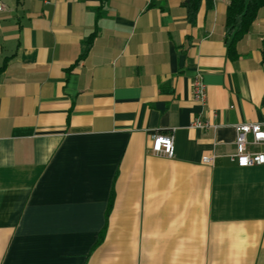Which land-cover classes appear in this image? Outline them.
I'll list each match as a JSON object with an SVG mask.
<instances>
[{"label":"crops","instance_id":"1","mask_svg":"<svg viewBox=\"0 0 264 264\" xmlns=\"http://www.w3.org/2000/svg\"><path fill=\"white\" fill-rule=\"evenodd\" d=\"M184 1L0 0V264H264V164L230 159L264 123V6L230 54L231 0Z\"/></svg>","mask_w":264,"mask_h":264},{"label":"built area","instance_id":"2","mask_svg":"<svg viewBox=\"0 0 264 264\" xmlns=\"http://www.w3.org/2000/svg\"><path fill=\"white\" fill-rule=\"evenodd\" d=\"M3 10V4L0 2V11ZM192 94L196 102L201 105L207 103V85L200 72L196 73L192 82ZM213 124L209 120L196 117L192 122V127L211 128ZM236 151L230 155V159L239 167H252L264 164V151L258 147L264 144V123L246 122L236 125ZM152 149L155 154L174 157L175 141L173 134L156 133L153 135ZM215 153L203 155L202 161L207 164H213L216 159Z\"/></svg>","mask_w":264,"mask_h":264},{"label":"trees","instance_id":"3","mask_svg":"<svg viewBox=\"0 0 264 264\" xmlns=\"http://www.w3.org/2000/svg\"><path fill=\"white\" fill-rule=\"evenodd\" d=\"M105 1V0H103ZM203 0H185L188 17L191 22L196 20ZM210 6L214 0H206ZM264 6V0H231L227 9L226 19V43L229 53H232L234 45L245 36L258 16L260 8Z\"/></svg>","mask_w":264,"mask_h":264}]
</instances>
